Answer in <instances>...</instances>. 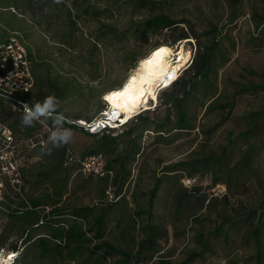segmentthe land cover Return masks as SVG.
Wrapping results in <instances>:
<instances>
[{"label":"rangeland","instance_id":"obj_1","mask_svg":"<svg viewBox=\"0 0 264 264\" xmlns=\"http://www.w3.org/2000/svg\"><path fill=\"white\" fill-rule=\"evenodd\" d=\"M127 2L129 0H33L27 7L20 2L17 7L14 6L16 14L9 18L12 28L4 23H1V27L23 35L34 60L33 71L37 82L46 78L53 81L58 76L74 81L77 91L58 98L59 108L69 117L83 119L93 118L103 110L104 94L119 87L137 61L152 49L165 44L176 52L180 50L184 41H175L178 30L152 34L146 43L138 41L133 33L136 26L146 19L164 13L174 20L184 21L186 25L179 24L178 29L185 26V30L193 33V36L185 39L187 42L183 48L188 59L190 52L192 56L197 55L200 49L204 51L211 43L212 37L217 38L213 72L222 103H234L229 116L218 110L204 113L203 105L210 97L205 96L206 91L203 90L183 102L188 115L194 117L195 128L191 133L172 131L176 121L175 109H171L169 119L165 120L169 105L160 104V91L157 107L151 103L149 109L141 108L132 120L115 131L118 135L124 130L113 145V153H108L111 147L102 143L101 135L88 136L79 131L74 132L72 147L77 154L101 151L107 159H122L121 164L125 161L130 178L124 192L128 194L131 206L134 204L130 194L137 193L136 202L144 207L146 200L140 193L153 186L155 177L165 176L162 171L167 165L207 156L235 162L241 150L254 144L259 153L253 172L245 173L238 183L230 182L229 189L224 181L213 184L209 176L195 178L193 185L201 189L199 194L213 199L210 207L197 215L199 221L196 223L181 217L175 219L177 230L168 226L170 218L162 201L166 183L161 186L155 207L157 213H164L167 226L160 253L172 263L184 261L190 253L198 252L202 257L191 264H254L251 255L255 246L249 241L247 233L256 222L248 221L240 227L229 228L225 219L253 209L258 213L259 208L264 206V133L260 129L264 116L256 119L255 115L264 109V0H174L155 11L140 10ZM85 3L101 11L99 20L79 14V17L76 16V26L67 24L69 9L75 15L74 6ZM2 11L5 12L0 13L5 16L12 12L7 8ZM100 24L112 26L115 31L104 36L103 44L94 48L90 35L96 32ZM210 31L213 34H207ZM62 39L68 44H59ZM129 55L132 60H125ZM187 67L185 65L182 70ZM251 85L261 86L258 90L234 96L243 86ZM36 92L34 88L32 96ZM12 113L7 105L0 106V118L7 123L11 121L7 115ZM247 117L258 125L249 142L240 138L241 133L249 128ZM129 131L131 134L128 135ZM120 166L115 165L116 172ZM76 178L83 179L73 172L70 185ZM92 179L90 185L75 192L72 202L99 204V207L105 204V201L97 198L98 185L95 184L96 178ZM170 182L173 184L175 181ZM179 185L185 189L191 187L184 183ZM15 193L18 192L9 187L0 199V264H5V259L11 255H19L25 238L24 231L6 216L4 204L9 203L15 208L23 201L21 197L24 193L20 197ZM225 194L228 195L226 199L223 198ZM111 195L112 190L109 194L106 192L107 200L112 199ZM219 228L222 229L221 236L216 233ZM226 234L228 238H224ZM12 246H17L18 251L14 252Z\"/></svg>","mask_w":264,"mask_h":264},{"label":"trees","instance_id":"obj_2","mask_svg":"<svg viewBox=\"0 0 264 264\" xmlns=\"http://www.w3.org/2000/svg\"><path fill=\"white\" fill-rule=\"evenodd\" d=\"M173 1L129 0L127 4L132 3L140 10L155 11L164 4ZM20 2H23L27 7L33 0H0V12H5L2 10L6 8L10 12L11 8L14 9V6L17 7ZM86 5V3L80 6L75 5V15L71 14L69 9L66 16L67 24L76 26V16L79 17V14L99 20L101 11ZM10 14L5 16L0 13V25L4 23L12 28L9 18L16 13L11 12ZM179 24L186 25L184 21L174 20L164 13H158L138 24L133 35L138 41L144 43L148 42L150 35L164 30L171 33L178 30L175 41H184L190 38L189 35L193 36L189 29H184L185 26L179 30ZM2 31L5 34L8 32L6 29H2ZM114 31L115 28L108 25L97 27L96 32L90 35L94 48H98L100 43L102 45L104 36L106 37ZM74 33H72L73 36ZM207 34H213V32L210 31ZM59 44L64 46L68 42L62 39ZM217 47L218 39L212 37L211 43L206 46L204 51H201L200 47L198 54H194L191 64L180 72L177 80L162 90L159 98L160 104L167 103L169 105L166 107L165 120L169 119L171 109H175L176 121L172 131L191 133L195 128L194 117L188 115L183 102L203 90L206 91L205 96L210 97L203 105L205 106L204 113L218 110L225 112L226 116L231 114L234 103L228 101L222 103L215 85L216 74L213 72V62ZM125 60L131 61L132 56L129 55ZM33 79L37 92L33 96L31 94V98L35 101H42L46 96L53 94L62 99L72 91H77L74 81L60 76L53 81L46 78L37 82L33 71ZM260 86H243L234 93V96L258 90ZM0 106L4 105L0 103ZM60 113L62 111L59 108L57 114ZM255 115L256 119L264 116V109H260ZM7 117L11 120L10 123L2 118L0 121L6 123L19 138H27L38 129L37 124L34 127H22L21 114L12 113ZM247 118L249 128L240 135V138L245 142H249L258 129L255 120ZM139 119L143 120L142 117ZM260 129L264 133V123ZM75 131H79V129L75 128ZM123 132L124 130L116 136H111V134L101 136L102 143L111 147L108 153H113V145ZM79 133L82 131L80 130ZM82 134L89 136V134ZM127 134H131V131ZM48 149L51 150V154H42V150L46 153ZM258 153L257 147L254 144H249L240 151L239 159L235 162L221 157L207 156L167 165L162 171L165 176L155 177L153 186L148 191L140 193L141 197L146 200L144 207L136 202L137 193L130 194L134 204L131 206L127 199L128 194L124 192L130 178V170L126 168L125 161H122L121 164L122 159H107L104 154L106 167L112 172V175L95 180V184L98 185L97 198L105 201V204L99 207V204L81 205L72 202L71 198L73 195L75 196V192L82 191L93 182V179L83 177L80 180V178H76L77 180L70 185L72 173L75 171L73 168L63 166V146L54 148L49 143L46 147L35 148L27 154V163L23 169L24 187L22 193L24 195L22 194L21 199L24 202L22 201L15 208H12L9 203L4 204L7 209L6 216L10 218L12 224L24 231L25 235L22 249L19 255L15 256L13 262H15L14 264H191L201 258L202 254L192 252L184 261L172 263L163 253H160L161 241L167 234L164 213L155 211L162 190L161 186L166 183V187L163 188L165 195L162 201L165 210H167V216L170 218L168 226L172 230H177L175 219L183 217L191 223H196L199 221L197 215L203 209H208L213 200L200 195L201 189L195 185L188 189L181 188L179 184H183L184 178L198 179L209 176L210 180L213 179V184L224 181L229 189L230 182L238 183L245 173L253 172ZM117 164L121 166L116 172L115 165ZM171 180L175 182L171 184ZM111 190L112 199L107 200L106 192L109 194ZM227 196L225 194L223 198L226 199ZM225 221L229 228L240 227L248 221L256 222L255 226L247 233L249 241H252L255 246L251 259L254 264H264V243H262V239H264V206L259 208L258 213L256 209H253L236 217H228ZM216 230V233L221 236L222 229ZM224 238H228V235L226 234ZM61 240H64V244L56 242ZM11 249L17 252L19 248L12 246Z\"/></svg>","mask_w":264,"mask_h":264},{"label":"built area","instance_id":"obj_3","mask_svg":"<svg viewBox=\"0 0 264 264\" xmlns=\"http://www.w3.org/2000/svg\"><path fill=\"white\" fill-rule=\"evenodd\" d=\"M11 11L15 12L12 8ZM192 58L190 52V60L186 65L191 64ZM33 64L31 51L24 41L23 35L18 32L4 34L0 25V103L7 105L13 113L23 115V103H28L31 106L35 101L31 98L35 86ZM179 75L170 78L167 85L160 84L156 88V98L159 92L172 85ZM148 103L155 106L157 99L156 101L149 100ZM104 105L103 110L89 120L74 119L64 115L63 126L70 128L73 133L76 128L89 135L111 134V136H116L115 131L124 127L139 111L133 113L128 121H123L124 113H119L106 102ZM36 124L38 125L36 132L27 138H19L6 123L0 121V199L9 187L18 192L15 194L22 195L24 187L23 169L27 163V154L35 148L46 147L50 143L48 137L50 132L55 129L53 120L50 118L43 124ZM71 142L63 146L64 167L73 168L75 173L84 178L98 179L112 175V172L106 167L105 156L102 152L77 154ZM195 180V178H184L183 183L192 186ZM56 242L64 244V240Z\"/></svg>","mask_w":264,"mask_h":264},{"label":"bare ground","instance_id":"obj_4","mask_svg":"<svg viewBox=\"0 0 264 264\" xmlns=\"http://www.w3.org/2000/svg\"><path fill=\"white\" fill-rule=\"evenodd\" d=\"M186 42L187 41L184 40L180 50L176 53L172 48L165 44L152 49L137 61L134 68L130 70V73H128L127 77L119 87L108 90L104 94L103 100L119 113H124L123 121H128L132 117V114L141 108L145 110L149 109V100L156 101L157 99L155 95L156 88L163 83L164 85H167L170 77L174 78L176 75L178 76L182 68H184L190 60L188 59V55L184 53L183 49L184 43ZM160 49H167L168 52L161 53L160 56H154L153 54ZM149 60L152 61L151 64L144 63ZM131 77H136V80L133 82L128 93L123 97L114 100V102L105 100V96L123 90ZM116 105H119V107ZM11 262L12 259L10 257L4 261L5 264H10Z\"/></svg>","mask_w":264,"mask_h":264},{"label":"clouds","instance_id":"obj_5","mask_svg":"<svg viewBox=\"0 0 264 264\" xmlns=\"http://www.w3.org/2000/svg\"><path fill=\"white\" fill-rule=\"evenodd\" d=\"M23 115L21 118L22 127H34L36 123H45L48 119L53 120L55 129L50 132L48 137L49 142L54 148H60L68 145L73 139V131L70 128H65V117L62 113H58L60 107V101L53 95L46 96L42 101H35L31 106L28 103H23ZM42 154H51V150L48 149L45 153L42 150Z\"/></svg>","mask_w":264,"mask_h":264},{"label":"snow or ice","instance_id":"obj_6","mask_svg":"<svg viewBox=\"0 0 264 264\" xmlns=\"http://www.w3.org/2000/svg\"><path fill=\"white\" fill-rule=\"evenodd\" d=\"M168 50L167 49H160L158 50V52L154 53V56H160L161 53H167ZM144 63L147 64H151L152 61H145ZM171 78V77H170ZM143 79V78H142ZM136 80V77H131L128 84L125 85L124 89L121 91H117V92H113L108 96H105V100L109 101V102H114V100L119 99L121 97H123L126 93L129 92L130 87L132 86L133 82ZM117 107H119V105H116ZM115 115V113H114ZM11 258V257H10Z\"/></svg>","mask_w":264,"mask_h":264},{"label":"crops","instance_id":"obj_7","mask_svg":"<svg viewBox=\"0 0 264 264\" xmlns=\"http://www.w3.org/2000/svg\"><path fill=\"white\" fill-rule=\"evenodd\" d=\"M80 131V130H79ZM74 134V133H73ZM71 144H72V142H71ZM35 159H37V158H35Z\"/></svg>","mask_w":264,"mask_h":264}]
</instances>
